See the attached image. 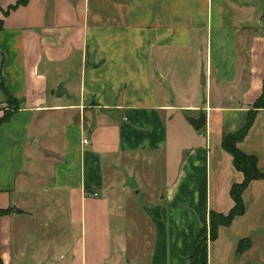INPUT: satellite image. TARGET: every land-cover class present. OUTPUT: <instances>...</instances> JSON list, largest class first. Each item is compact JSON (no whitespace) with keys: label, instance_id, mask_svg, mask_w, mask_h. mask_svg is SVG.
<instances>
[{"label":"crops","instance_id":"0c3cea01","mask_svg":"<svg viewBox=\"0 0 264 264\" xmlns=\"http://www.w3.org/2000/svg\"><path fill=\"white\" fill-rule=\"evenodd\" d=\"M17 1L0 0V107L4 93L17 104L0 125L2 264H190L202 226L205 264H264V178L208 236L210 211L226 214L243 180L221 139L261 94L264 2L26 0L4 14ZM188 126L197 140L177 159ZM170 143L176 172L143 204L140 166L169 159ZM237 146L264 172V108ZM60 214L64 234L28 257L25 226Z\"/></svg>","mask_w":264,"mask_h":264},{"label":"trees","instance_id":"16d2710c","mask_svg":"<svg viewBox=\"0 0 264 264\" xmlns=\"http://www.w3.org/2000/svg\"><path fill=\"white\" fill-rule=\"evenodd\" d=\"M26 0H19L14 5L7 8L4 14H7L9 10L16 8L18 5L25 3ZM0 20V29L1 26ZM3 88V87H2ZM7 93V92H6ZM7 97L14 101V108L10 113H4L0 116V125L7 121L14 110L17 109L16 100L7 93ZM264 108V80L262 82V90L260 96L253 103V110H250L245 125L239 130L226 134L221 139L222 148L231 154L233 159V165L236 170L243 174V180L239 183H234L230 187V196L233 199L232 208L226 213H218L215 211H210L209 223H208V236L211 240L217 237L218 227L221 225L227 226L231 223L234 217L241 215L245 211V207L242 201V192L249 184L250 181L258 178H264V172H262L258 167V160L256 155L248 154L241 151L237 144L245 137L250 128L257 109ZM4 211L0 210V214ZM207 239V227L202 226L200 234L195 240L194 251L190 257V264H205L199 259V251L201 245ZM249 245L248 239H241L237 246V251L241 252ZM0 264H2L0 260Z\"/></svg>","mask_w":264,"mask_h":264},{"label":"rangeland","instance_id":"374dc122","mask_svg":"<svg viewBox=\"0 0 264 264\" xmlns=\"http://www.w3.org/2000/svg\"><path fill=\"white\" fill-rule=\"evenodd\" d=\"M264 0H260L258 7L261 8L263 5ZM199 80H200V75H199ZM3 92V91H2ZM4 93V92H3ZM5 95V103L3 106L0 107V116L3 115L4 113H10L12 109L14 108V101L12 99H9L7 95ZM192 130L189 128L187 131L183 130L182 131V141H183V147L177 151V159L181 158L183 154L185 153V147L192 144L197 140L192 134ZM175 149V146L172 145L171 143L169 144V149L168 153L171 154V157L163 159L162 154L159 156L158 154L152 158V159H147V164H142L140 168H145L144 174H138L137 173V180L141 185V195L137 197L138 199H143L142 203H144L145 199L149 196V194H157L161 191V187L170 180L171 176L175 174L176 172V165H174V159L175 156H172L173 150ZM42 200L44 201H54L55 195L53 193L48 192L45 193L44 196H40ZM53 211L55 209V212H58L59 209L56 205H52ZM64 220H67V217L64 216L63 214L57 216H54V221H51V226L47 227H40L37 226L36 228L29 223L26 228V237L30 241V247L28 248L27 255L30 257V254L32 253L31 251L34 249L37 251L39 249V246L42 248V246H45V244H49V242L52 240H56L59 238L62 234H64V229L66 227V223ZM129 223L126 222V226ZM67 232H69L67 230ZM50 245L46 246V251H42L43 255H47L51 250H50ZM53 248V245H52Z\"/></svg>","mask_w":264,"mask_h":264},{"label":"water","instance_id":"95a60500","mask_svg":"<svg viewBox=\"0 0 264 264\" xmlns=\"http://www.w3.org/2000/svg\"><path fill=\"white\" fill-rule=\"evenodd\" d=\"M256 3L255 0L249 2V5H254ZM200 82L205 83V78L203 73L200 74ZM51 93L54 94L56 97H60L63 94H67V91L63 84L60 82L54 89L51 90ZM190 123L192 124L194 129H200L205 125V115L201 113L198 118L190 119Z\"/></svg>","mask_w":264,"mask_h":264},{"label":"built area","instance_id":"2783aa9c","mask_svg":"<svg viewBox=\"0 0 264 264\" xmlns=\"http://www.w3.org/2000/svg\"><path fill=\"white\" fill-rule=\"evenodd\" d=\"M87 143H89V139L88 138H84L83 139V144H87ZM93 195L96 196L97 193L94 192Z\"/></svg>","mask_w":264,"mask_h":264}]
</instances>
